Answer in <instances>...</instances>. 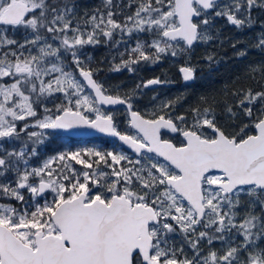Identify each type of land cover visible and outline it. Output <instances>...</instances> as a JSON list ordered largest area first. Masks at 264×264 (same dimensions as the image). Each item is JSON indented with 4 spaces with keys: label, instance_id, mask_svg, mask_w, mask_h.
<instances>
[{
    "label": "snow or ice",
    "instance_id": "1",
    "mask_svg": "<svg viewBox=\"0 0 264 264\" xmlns=\"http://www.w3.org/2000/svg\"><path fill=\"white\" fill-rule=\"evenodd\" d=\"M77 8L75 0H0V264H264V61L246 70L259 90L226 87L230 100L201 97L180 113L176 97L142 112L140 90L169 81L113 94L85 51L119 49L110 71L129 73L184 56L179 71L190 82L194 46L219 39L216 18L237 31L259 27L235 56L264 52V0ZM202 58L218 63L213 53ZM82 129L121 147L41 150L54 133Z\"/></svg>",
    "mask_w": 264,
    "mask_h": 264
},
{
    "label": "trees",
    "instance_id": "2",
    "mask_svg": "<svg viewBox=\"0 0 264 264\" xmlns=\"http://www.w3.org/2000/svg\"><path fill=\"white\" fill-rule=\"evenodd\" d=\"M124 2L126 3L127 0H124ZM75 3L78 5L77 9L82 15L85 9L91 11L100 5L101 0H75ZM253 14L256 15L257 13L254 12ZM260 19L264 20V16H261ZM258 31V26L253 29L237 31L235 26L228 24L225 19L218 18L215 28L212 30V35L217 36L218 34L219 39H213L208 44H198L194 48L190 63L196 67V80L192 85H185L180 75L179 68L185 63L184 56L176 58L168 57L154 65H137V71L129 73L127 69L120 72L110 71L112 56L119 49L110 50L109 47L102 43L95 48L89 47L87 52L93 58L92 66H99L101 69L99 71L101 79L105 78L102 74L111 76L109 79L113 80V86L110 91L113 94H117V90H119L118 94L123 96L129 93L130 90L135 89L137 84L153 78L169 81V83L159 85L156 90L141 89L140 91L143 94L138 95L135 100L134 107L136 109L147 112L145 108L157 102V99H152L153 95L160 93L165 99L182 97L177 104V112L184 113L191 107L196 106L200 102L201 97H216L218 100H230V97L223 95L226 87L230 89L233 87L251 86L259 90V85L247 78L246 70L249 65L264 61V52L250 47L245 57L239 58L234 55L238 49L245 48L246 43L251 44L254 34ZM236 40H240L241 42L237 43L236 47L233 48L231 45ZM207 53H213L215 60L218 61L211 68L208 67L207 62L202 58ZM115 62L119 63L118 57ZM116 85L121 86V88L116 89ZM217 112L218 117L223 121L224 115L219 107L217 108ZM118 124L121 130L125 129L122 124L119 122ZM124 126L127 125L124 124ZM99 141L108 142L105 139H99ZM54 143L57 144L56 141ZM46 149L49 150L50 147L47 145Z\"/></svg>",
    "mask_w": 264,
    "mask_h": 264
},
{
    "label": "rangeland",
    "instance_id": "3",
    "mask_svg": "<svg viewBox=\"0 0 264 264\" xmlns=\"http://www.w3.org/2000/svg\"><path fill=\"white\" fill-rule=\"evenodd\" d=\"M77 11H78V9H77ZM217 20H218V18H216L213 21V23L215 24L217 22ZM211 35H212V32H211ZM15 38L21 39L22 38V33L21 32H17ZM87 49L88 48L85 49L86 52H87ZM192 54H193V52L191 53V56H192ZM102 76H105V78H102L101 79V73L98 72V74L96 75L95 78L98 81H100L101 83H103L106 88L111 89L112 86H113V80H110L109 79L111 76L109 77L106 74H102ZM115 88L118 89V88H121V86H119V85L117 86L116 85ZM153 96L156 97L157 102L160 101V100H165V98L163 96H161L160 93H155ZM157 102L153 103L150 107L145 108L146 111L147 112L153 111L154 110L153 106ZM115 118H117V120H119L118 122L120 124H122V126L124 128L127 127V126H124V124L126 125V120H125V116L124 115H117ZM54 141H56L57 144L54 143ZM106 141H108V140H106ZM47 145L50 147L49 150L46 149V146ZM86 147H96V148H100V149H109V150L112 149V148H116V149H119L120 148V146H118L115 142H112V141L111 142L110 141L103 142V141L95 140V141H77L76 142V141H72V140H70V139H68L66 137H59L56 134H53L51 137H49V141L46 143V145L41 147V150L42 151H46L49 154H52L55 151L60 150L61 148H63V149H69V148H86ZM77 167H79V166H77Z\"/></svg>",
    "mask_w": 264,
    "mask_h": 264
},
{
    "label": "water",
    "instance_id": "4",
    "mask_svg": "<svg viewBox=\"0 0 264 264\" xmlns=\"http://www.w3.org/2000/svg\"><path fill=\"white\" fill-rule=\"evenodd\" d=\"M196 45L194 46V48L196 47ZM180 75L182 77L181 73H180ZM195 80H196V78L190 82L183 81V83L185 85H192L195 82ZM158 86L159 85L151 86V87H149V89L154 90V89L158 88ZM115 108L116 109H122V108H124V106L123 105H117V106H115ZM55 134H61V135H64L66 137L73 138V139H93V138H99V137L100 138H106L108 140H112V141L117 142L121 146V143L116 138L108 137L105 134H101V133H98V132H95L92 130H87V129H82V130L73 131V132H57ZM168 134L172 137L176 136L175 134H171V133H168ZM125 151H128L130 154H132L131 151L126 149V148H125Z\"/></svg>",
    "mask_w": 264,
    "mask_h": 264
},
{
    "label": "flooded vegetation",
    "instance_id": "5",
    "mask_svg": "<svg viewBox=\"0 0 264 264\" xmlns=\"http://www.w3.org/2000/svg\"><path fill=\"white\" fill-rule=\"evenodd\" d=\"M59 136L63 137L62 135H59ZM166 138L172 139L174 143H179V139H180L178 136L172 137L169 134L166 135ZM69 139H71V138H69ZM72 140L76 141V142L79 141L78 139H72ZM82 140L86 141L87 139H82Z\"/></svg>",
    "mask_w": 264,
    "mask_h": 264
}]
</instances>
